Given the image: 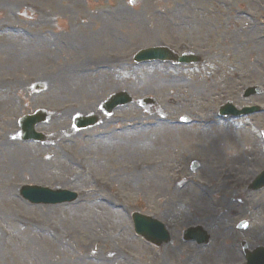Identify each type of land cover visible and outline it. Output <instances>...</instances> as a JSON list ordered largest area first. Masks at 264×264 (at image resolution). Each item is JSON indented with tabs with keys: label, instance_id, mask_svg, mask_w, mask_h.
I'll return each instance as SVG.
<instances>
[{
	"label": "rangeland",
	"instance_id": "1",
	"mask_svg": "<svg viewBox=\"0 0 264 264\" xmlns=\"http://www.w3.org/2000/svg\"><path fill=\"white\" fill-rule=\"evenodd\" d=\"M135 4L0 0V264H180L191 248L205 250L204 257L211 254L206 251L212 250L214 236L199 219L204 204H192L186 214L189 222L182 225L173 213L181 201L175 198L170 178L181 171L188 174L193 163L201 165L199 158L189 155L195 145L192 129L132 127L162 116L175 120L203 115L228 100H240L239 94L249 86L264 90V0ZM159 45L178 54H196L202 61L194 66L132 64L136 50ZM99 63L109 67L100 69ZM94 68L103 72L95 76ZM35 86L41 90L35 92ZM116 90L136 101L154 98L157 104L145 111L132 105L115 111L104 125L74 131L77 115L99 113L101 102ZM249 103H264V94L241 99V104ZM40 109L51 113V120L36 131L51 141L21 142L18 120ZM247 124L256 142L254 148L245 144L231 148L228 156L239 162L245 155L264 157V117ZM127 125L129 130H119ZM102 132L105 140H95ZM248 160L249 172L264 168ZM151 161L157 164L153 172L138 173L139 163ZM238 175L237 184L249 177L244 170ZM203 177L200 171L199 181ZM21 185L70 190L79 199L71 205L34 207L19 198ZM227 191L214 201L227 199L237 207L241 200L250 210L261 205L253 214H244L247 206L240 205L243 214L224 221L230 228L228 244L240 256L231 264H245L242 242L249 249L264 247V191L249 194L243 186L235 193L241 196L237 200L228 195L232 190ZM184 194L181 199L187 201ZM136 211L175 223L177 240L184 227L202 226L211 242L202 249L182 241L155 249L134 235L130 217ZM248 220L253 223L238 232L236 226Z\"/></svg>",
	"mask_w": 264,
	"mask_h": 264
},
{
	"label": "bare ground",
	"instance_id": "2",
	"mask_svg": "<svg viewBox=\"0 0 264 264\" xmlns=\"http://www.w3.org/2000/svg\"><path fill=\"white\" fill-rule=\"evenodd\" d=\"M9 104L11 101L8 100ZM196 128V127H195ZM200 142L201 145L196 147L203 151H208L211 155L219 157L221 160L229 159V163L226 166L223 173L220 174L217 184H213L211 181H207L206 184L210 186L212 190H223L227 185L228 180H232L239 170H243L244 166L241 165L235 157H230L227 154L230 152L231 147H241L244 144L250 148L254 147L256 136L248 125L244 121H231V120H217L214 116L206 117L200 120L197 130L192 134ZM204 158V164L207 167L211 166V160H209L204 154H200ZM223 166L220 167L222 170ZM154 171V170H153ZM151 171V172H153ZM211 171V170H209ZM150 173L148 171H145ZM144 172V173H145ZM146 173V174H147ZM254 176V175H253ZM157 177H155L156 179ZM178 182V181H177ZM176 181H170L171 184L177 183ZM188 181L185 182V184ZM91 196V195H90ZM180 203H177L179 206ZM245 206V203L242 202ZM243 214L241 211L230 209L225 203L214 204L211 201H207V210L204 216V222L213 225L216 229V245L215 248L219 250L214 253L213 261L209 264H217L216 255L219 253L225 254L223 260L231 264L238 258L234 253H231L229 248L221 249V243H225L229 235L230 229L224 224V217L227 214ZM247 213L244 211V214ZM186 253V255L180 259L181 264H199L201 255L198 251L193 250ZM184 255V254H183Z\"/></svg>",
	"mask_w": 264,
	"mask_h": 264
},
{
	"label": "water",
	"instance_id": "3",
	"mask_svg": "<svg viewBox=\"0 0 264 264\" xmlns=\"http://www.w3.org/2000/svg\"><path fill=\"white\" fill-rule=\"evenodd\" d=\"M23 192H25L24 196H32L36 199L41 195L39 191H32L31 189L28 188L23 189ZM50 197L52 200H63L62 195L56 194V195H51ZM135 224L140 235L150 239L151 241L154 240L153 235H155V231H157V227H159L157 224L152 223L147 218L138 217V216L135 218ZM196 232L198 231L197 230L192 231L191 235L196 234ZM254 256H261L264 258V253L262 251H258Z\"/></svg>",
	"mask_w": 264,
	"mask_h": 264
}]
</instances>
